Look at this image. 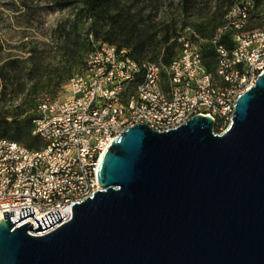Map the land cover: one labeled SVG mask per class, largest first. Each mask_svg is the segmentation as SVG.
<instances>
[{
	"label": "water",
	"instance_id": "obj_1",
	"mask_svg": "<svg viewBox=\"0 0 264 264\" xmlns=\"http://www.w3.org/2000/svg\"><path fill=\"white\" fill-rule=\"evenodd\" d=\"M195 115L136 124L108 147L101 190L34 221L0 219V264H264V73L237 97L231 125ZM13 219V218H12ZM14 221V220H13Z\"/></svg>",
	"mask_w": 264,
	"mask_h": 264
},
{
	"label": "built area",
	"instance_id": "obj_2",
	"mask_svg": "<svg viewBox=\"0 0 264 264\" xmlns=\"http://www.w3.org/2000/svg\"><path fill=\"white\" fill-rule=\"evenodd\" d=\"M254 10L253 0L229 8L218 36L236 30L234 47L213 40L216 76L208 71L190 27L177 35L181 53L168 65L141 63L126 50L97 42L85 69L70 80L69 98L40 104L33 134L44 142L41 149L0 138V219L13 211L15 222L21 208L31 207L34 217L16 226L30 222L38 228L35 218L60 211L62 221L40 233L29 231L32 236L70 221L72 205L101 190L98 171L110 144L136 124L165 131L204 115L221 133L227 130L237 97L264 73V26L246 30ZM131 84L136 85L133 94Z\"/></svg>",
	"mask_w": 264,
	"mask_h": 264
},
{
	"label": "rangeland",
	"instance_id": "obj_3",
	"mask_svg": "<svg viewBox=\"0 0 264 264\" xmlns=\"http://www.w3.org/2000/svg\"><path fill=\"white\" fill-rule=\"evenodd\" d=\"M81 1L0 0V117L24 120L44 96L69 98L71 78L105 37L131 52L144 45L135 53L143 59L161 60L187 27L205 45L236 0H113L100 15L86 13ZM94 24L110 34L97 37Z\"/></svg>",
	"mask_w": 264,
	"mask_h": 264
},
{
	"label": "trees",
	"instance_id": "obj_4",
	"mask_svg": "<svg viewBox=\"0 0 264 264\" xmlns=\"http://www.w3.org/2000/svg\"><path fill=\"white\" fill-rule=\"evenodd\" d=\"M185 1H189V0H185ZM241 1L242 0H236L233 3V5L235 3H240ZM253 1L255 3V10L253 11L250 22L246 27L247 31L255 29V28H252V24H253L252 22H255L257 20H260L262 22V25L264 26V0H253ZM81 2L83 3V9L85 10L86 13L91 14V15H93V14L94 15H100V14L106 12V10H105L106 7L109 4H111L113 2V0H82ZM70 4L71 3L67 2V3H64V6H67ZM233 5H231V6L233 7ZM228 10H227V12H228ZM227 12H226V14H227ZM224 20H225V16L223 18V22L217 28L215 35L211 39H203L204 42L206 43L205 45L202 42H199V40L197 38H195L196 43L199 45L200 50L203 53L205 64L208 68V71L215 76H216V65H214V64L216 63L217 52H216V47L213 43V40L218 37L219 43L224 44L229 49H232L234 47L233 38H234V35L236 34V30L228 29L227 31L223 32L220 35V37L218 36V30L220 29V27L223 26ZM263 26L257 27V28L262 29ZM92 28L93 29L91 30V32L94 34L96 33L97 37L101 36V32L105 31V32L109 33L108 30L103 29V27H97V25H95V24H94V26H92ZM201 34L203 36H206L203 33H201ZM177 35H176V37H177ZM176 37H175V41L171 45H167V47H165V51H164V54H163V57L161 60H157L154 58L143 59V58H140V56H135V53L137 54V52L139 53V52L144 51V49H145L144 45H137L136 44V49H134V52H131V51H127L126 48H123L124 47L123 44L117 46L113 43V41H111V39H109L107 37H105V39L103 41L100 40L99 42H102L103 44L109 43L110 45H115L118 49H120L122 51L126 50L128 55H130L135 60H137L141 63L144 61H152V62H157V63L161 62L165 65H168L176 57H178L181 53L180 52L181 51V45L177 42ZM169 38H170V36L166 35V37L164 38L165 42H168ZM198 38H200V37H198ZM87 57H88V55H87ZM87 57L85 59L82 70L79 71L78 73H81L83 71V69H85ZM135 87H136L135 84H131L129 87V91L132 94L135 92ZM47 98L50 100H58V99H54L53 97H47V96L42 97V99L39 100L37 105L32 109L30 115L26 114L27 117L24 120H20L19 117H12L11 120H9L8 116L0 117V138L2 137V138L13 140L14 142L16 141V142L23 144L24 146L28 147L29 149H32V150L41 149L44 146V142L42 141V139L39 136H36L33 134L34 120L38 117V109H39L40 104L42 103L43 99H47ZM215 131L217 133H220L221 130H220L219 125L216 126Z\"/></svg>",
	"mask_w": 264,
	"mask_h": 264
}]
</instances>
